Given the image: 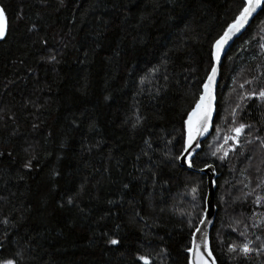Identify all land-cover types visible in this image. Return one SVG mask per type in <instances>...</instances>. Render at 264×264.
Masks as SVG:
<instances>
[{"label":"trees","instance_id":"obj_1","mask_svg":"<svg viewBox=\"0 0 264 264\" xmlns=\"http://www.w3.org/2000/svg\"><path fill=\"white\" fill-rule=\"evenodd\" d=\"M0 5V261L189 264L213 164L216 264H264V6L222 59L190 169L185 121L244 0Z\"/></svg>","mask_w":264,"mask_h":264},{"label":"water","instance_id":"obj_2","mask_svg":"<svg viewBox=\"0 0 264 264\" xmlns=\"http://www.w3.org/2000/svg\"><path fill=\"white\" fill-rule=\"evenodd\" d=\"M264 6V0H262L261 7L258 8L255 12L252 13V15L249 17L248 21L244 24V26L237 32L232 33L227 42L222 45V47L219 49V52L217 53L216 48V42L224 36L225 32L228 30V26L234 22H230L223 33L216 39V41L213 44L212 47V67L206 76L202 86H201V93L197 99V101L194 103L192 108L190 109L187 119L185 121V138H184V149L179 157V162L181 165H184L191 169L190 160L191 158L198 152L200 149L201 143L210 135L211 129H212V122L215 115V102H216V90H217V83L219 78V68L222 62V59L224 55L226 54L229 47L233 44V42L246 30V28L250 25L251 21L256 17V15L261 11V9ZM244 7V5H243ZM242 7V9H243ZM0 8L3 9V7L0 5ZM241 9V10H242ZM4 10V9H3ZM240 13V12H239ZM239 15V14H238ZM237 15V16H238ZM5 16V31L3 35H0V41H2L7 33L8 30V22ZM236 16V17H237ZM235 17V18H236ZM218 55V59H217ZM213 68H216V73L214 80L212 81V112L211 117L208 120L206 125H202L200 122H197V119L195 116H193L194 109L196 108L197 102L200 100L201 95L204 94L205 88L204 85L208 83V78L211 76ZM192 119L193 125H194V139L191 141V144H189V125L188 121L189 119ZM206 129V130H205ZM236 132V131H235ZM197 172L204 174L206 176V185H207V191H206V197H205V206L203 211V216L200 219L199 223L197 224L196 228L194 229L191 237V246L189 250V264H198V258L201 253L204 254L205 259L209 260V264H211V259L214 258L213 254L212 257L207 256V252L210 250V232L212 229V226L214 224L215 214H216V207L214 204V190H215V166L213 164H207L201 169H196ZM201 221H204V223H201ZM199 229V231H197ZM212 252V251H211ZM215 259V258H214Z\"/></svg>","mask_w":264,"mask_h":264},{"label":"snow or ice","instance_id":"obj_3","mask_svg":"<svg viewBox=\"0 0 264 264\" xmlns=\"http://www.w3.org/2000/svg\"><path fill=\"white\" fill-rule=\"evenodd\" d=\"M262 4V0H244V7L243 9L240 11L239 15L235 18L234 22L232 24H230L228 26V30L225 32L224 36H222L217 42H216V48H217V53L219 52V49L222 47V45L224 43L227 42L229 36L234 33L239 31L244 24L248 21L249 17L252 15L253 12H255L258 8L261 7ZM5 16H4V10L2 8H0V35H3L4 31H5ZM218 55H217V59H218ZM212 75L209 76L208 78V83H206L204 85L205 88V92L203 95H201L200 100L197 102L196 104V108L194 109L193 112V116L196 117L197 122H200L202 125H206L208 120L211 117V112H212V81L214 80L215 77V73H216V68H213L212 70ZM260 97L264 98V91H260L259 93ZM188 125H189V144H191V141L195 138L194 137V125H193V121L190 118L188 121ZM245 125H240L239 128H236L235 131L237 134H239L240 132H242V130L244 129ZM206 130V129H205ZM194 193L196 192V189L194 188L192 190ZM71 199L69 200V203H71ZM201 223H204V221H201ZM197 231H199V229H197ZM110 243L112 244H117L118 241L116 240H111ZM235 250V249H233ZM245 254H247L250 249L248 248L247 245H244L241 249ZM207 256L208 257H212V252L209 250L207 252ZM141 260H145V257H140ZM0 264H16L15 260L13 259H7L4 261H0ZM147 264V261H146ZM198 264H209V260L205 259V256L203 253H201L199 255L198 258ZM211 264H216V261L214 258L211 259Z\"/></svg>","mask_w":264,"mask_h":264},{"label":"rangeland","instance_id":"obj_4","mask_svg":"<svg viewBox=\"0 0 264 264\" xmlns=\"http://www.w3.org/2000/svg\"><path fill=\"white\" fill-rule=\"evenodd\" d=\"M232 138H234V137H232Z\"/></svg>","mask_w":264,"mask_h":264}]
</instances>
